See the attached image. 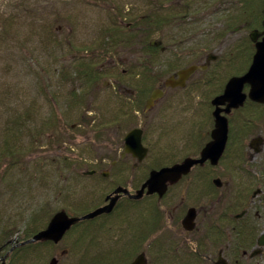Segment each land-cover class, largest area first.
Wrapping results in <instances>:
<instances>
[{
	"label": "flooded vegetation",
	"instance_id": "flooded-vegetation-1",
	"mask_svg": "<svg viewBox=\"0 0 264 264\" xmlns=\"http://www.w3.org/2000/svg\"><path fill=\"white\" fill-rule=\"evenodd\" d=\"M101 1L118 8L111 25L130 28L139 23L132 18L131 9L120 4L122 0ZM135 2L160 11L141 20L158 15L161 31L184 22L189 26L188 31L158 37L168 43L161 50L172 49L173 55L167 57L171 63L169 77L177 78L178 71L190 66L199 67L186 80V86L219 59L224 71L239 66L228 74L222 87L214 88L202 79L193 82L203 98L210 97L208 101H184L189 106L181 105V101H157L167 90L180 88L167 87L165 80L150 91L162 92L151 104L122 101L123 109L108 119L117 134L111 145L114 157L85 165V169L79 163L65 166L72 172L83 170L71 184L78 185L84 195L74 200L68 191L73 196L56 197L47 209H37L36 215H31L35 226L29 238L45 230L58 212L81 218L103 211L71 225L57 243L41 239L20 245L29 238L19 237L5 244H18L16 248L22 250L16 264L25 259L41 263L42 250L52 256L69 236L65 242L77 247V264H264V101L249 98L250 83L243 84L241 94L246 98L241 105L213 101L223 94L231 78L243 76L251 66L256 45L264 38V0ZM213 23L220 24L222 30L214 34ZM134 31H121L119 40L131 38V45L139 46L140 57L145 62L152 60L140 43L148 41V34L137 33L138 27ZM231 36L235 38L229 40ZM216 51L219 54L215 55ZM184 58L196 61L179 67L177 63ZM171 105L181 107L187 115L170 113ZM133 130L147 152L141 161L131 153L124 154V138ZM188 161L192 162L188 170L166 180L164 188L163 183L147 184L153 171ZM38 222L42 223L39 227ZM5 244L0 246V258L6 256ZM64 251L62 257L68 252ZM5 262L9 264L8 257Z\"/></svg>",
	"mask_w": 264,
	"mask_h": 264
},
{
	"label": "rangeland",
	"instance_id": "rangeland-1",
	"mask_svg": "<svg viewBox=\"0 0 264 264\" xmlns=\"http://www.w3.org/2000/svg\"><path fill=\"white\" fill-rule=\"evenodd\" d=\"M120 4L131 9L141 32L148 22L141 20L144 16L160 14L159 10L136 5L135 0H122ZM117 9L101 0H0V246L10 236L13 241L24 231L30 232L35 226L31 215L37 209H47L51 200L65 195L79 200V195H84L78 185L71 184V179H78L83 170L72 172L65 166L79 163L85 169L95 161L111 160V145L117 134L106 120L123 109L122 101H138L140 89H149L148 98L150 91L171 74L167 58L173 55L171 48L154 51L152 60L145 62L138 45L126 46L118 36L112 45L108 44L111 48L107 54H100L101 33L111 27V19L117 18ZM181 24L156 33L152 43L165 47L167 41L158 37L188 31V24ZM211 28L214 34L222 30L216 23ZM79 58H102L100 68L109 73L92 87L83 85L74 75L73 65ZM186 60L177 65L196 61ZM221 62L212 63L206 73H197L185 87L167 90L157 101H181L187 106L189 103L184 101H208L210 97L203 98L193 82L202 79L214 88L222 87L239 65L224 71ZM142 65L149 71L141 69ZM171 106L170 113L187 115L181 107ZM89 116L90 125L80 122ZM71 126L76 129L71 130ZM41 225L37 223V227ZM65 241L53 250L56 264H77V247L72 244L71 248ZM64 249L68 252L62 257ZM41 252L44 254L38 264H50L52 256L45 250ZM9 256V264H15L16 253Z\"/></svg>",
	"mask_w": 264,
	"mask_h": 264
},
{
	"label": "water",
	"instance_id": "water-1",
	"mask_svg": "<svg viewBox=\"0 0 264 264\" xmlns=\"http://www.w3.org/2000/svg\"><path fill=\"white\" fill-rule=\"evenodd\" d=\"M264 26V20H263ZM254 40V39H253ZM257 52L253 57L251 66L249 67L246 74L241 77H233L227 83L223 94L214 98L213 101H229L230 106L236 107L238 104H242L245 100L246 95L241 94V89L244 83H250L251 89L249 93V98L254 101H264V38L256 45ZM197 66H190L187 69L178 71L175 76H171L165 80V85L167 87H184L186 80L198 69ZM162 92L160 90H154L148 101L151 104L152 101L157 100L161 97ZM125 141V153H131L133 156L137 157L139 161L143 160L146 155V149L142 147L140 139L136 134L135 130L130 131L124 138ZM123 154V155H124ZM192 164L191 161L186 162V164L181 166H172L169 168H163L159 171H153L151 173L150 179L147 184H160L164 183L166 180H174L180 176L182 172H186L188 167ZM164 190V189H163ZM141 193V192H140ZM103 209L89 213L81 218H69L65 213H57L49 222L47 228L40 231L32 239H29L25 244L32 243L37 240H53L58 242L63 234L70 228L72 224L81 219H90L102 212ZM1 263L5 264V257L0 258ZM56 261H52L51 264H55Z\"/></svg>",
	"mask_w": 264,
	"mask_h": 264
},
{
	"label": "trees",
	"instance_id": "trees-1",
	"mask_svg": "<svg viewBox=\"0 0 264 264\" xmlns=\"http://www.w3.org/2000/svg\"><path fill=\"white\" fill-rule=\"evenodd\" d=\"M154 17L155 18H153V19L152 18H148L149 20H148V22H146V27L144 29H142L143 30L142 32H141V29H140V25H137V24H133L130 28H127L124 25L123 26L111 25L110 28H107L105 31L103 30V32L101 33L100 39H99V43H98L99 44L98 48H100V50H101L100 54L102 56L107 54V52L111 48L110 45H112L116 41L115 37H118L119 33L121 31L132 33L131 29H134L136 27H139L137 32L147 33L148 34V37H149L148 41L144 40V41L140 42L141 44H144L145 49L148 50V51H146V53H149V55H152L155 52H158L159 49H160V46L157 47L155 45H152L151 42H152V40H154V38H152V36H154L156 33L160 34V32L162 30L161 29L162 26H161V23L159 21V16L155 15ZM1 21H2V19H1ZM124 27H126V28H124ZM7 28H10V26H7ZM133 33H136V31H134ZM118 41L119 40H117V42ZM106 42H109V43H106ZM124 43L127 44V45H131V38L128 39V41L124 42ZM108 44H110V45H108ZM89 47L90 46H87V48H85V50L86 51L89 50L88 49ZM92 50H95V49H92ZM102 58H104V57H102ZM102 58L98 59V60H96L95 58H92V59H90V58L89 59L79 58V59H77L76 63L73 65L74 68H75L74 75L77 76V79H79L83 83V85H87V86H91L92 87V86H94V84L96 82H98V80L102 76H104L105 74L109 73V72H106V71H104L103 69L100 68L99 62L100 61L101 62L104 61V59H102ZM145 70L149 71L148 68H145ZM143 83H144V81H143ZM145 86H147V81H145ZM140 90H141L140 91V99L141 100L139 99L138 101H145L147 99L146 96H147V93H149V89L148 90L140 89ZM81 121H85L87 124L90 125V121L91 120L90 119L81 118L80 122ZM106 122L111 124L110 121H108V120H106ZM103 125L104 124H101L100 126H103ZM74 129H76V128H73V126H71V130H74ZM31 220H33V218ZM33 231H34V227L31 229L30 232L24 231L22 233V237H20V240H24V239L29 238L32 235ZM3 234L5 236L9 235V234L7 235L6 231H3ZM10 237H8L5 240L6 243H7V240ZM8 247L9 246L6 245L5 250H8Z\"/></svg>",
	"mask_w": 264,
	"mask_h": 264
}]
</instances>
